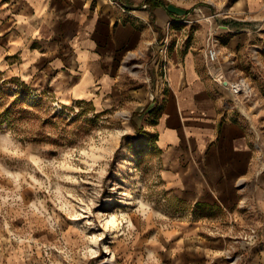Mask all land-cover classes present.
Masks as SVG:
<instances>
[{
    "label": "crops",
    "instance_id": "1",
    "mask_svg": "<svg viewBox=\"0 0 264 264\" xmlns=\"http://www.w3.org/2000/svg\"><path fill=\"white\" fill-rule=\"evenodd\" d=\"M216 24L219 55L262 49L264 0H0V65L61 104H101L131 53L154 50L159 81L139 106L153 114L163 195L119 248L123 264H264V105L229 106L208 64Z\"/></svg>",
    "mask_w": 264,
    "mask_h": 264
},
{
    "label": "rangeland",
    "instance_id": "2",
    "mask_svg": "<svg viewBox=\"0 0 264 264\" xmlns=\"http://www.w3.org/2000/svg\"><path fill=\"white\" fill-rule=\"evenodd\" d=\"M263 41L212 67L224 86L246 78L256 92L245 103L264 105ZM153 51L131 53L117 92L95 105L61 104L0 65V264H123L119 248L135 242L163 195L153 114L140 110L141 92L159 81Z\"/></svg>",
    "mask_w": 264,
    "mask_h": 264
},
{
    "label": "built area",
    "instance_id": "3",
    "mask_svg": "<svg viewBox=\"0 0 264 264\" xmlns=\"http://www.w3.org/2000/svg\"><path fill=\"white\" fill-rule=\"evenodd\" d=\"M225 25L224 24H216L214 25V27L212 28V30L209 33V47H208V64L209 66L213 65V64H217L219 63V49L217 47V41H218V32L221 28H223ZM167 39L165 42V46L164 48H161V52L163 54V61L162 64L160 66V69L163 73V75L166 77L167 75ZM239 82H241V79L239 80ZM258 237L255 234V239H257Z\"/></svg>",
    "mask_w": 264,
    "mask_h": 264
},
{
    "label": "bare ground",
    "instance_id": "4",
    "mask_svg": "<svg viewBox=\"0 0 264 264\" xmlns=\"http://www.w3.org/2000/svg\"><path fill=\"white\" fill-rule=\"evenodd\" d=\"M213 65L210 66L211 69H212ZM221 65L224 66V64L222 62H221ZM220 72L223 73V70L221 69ZM212 73L214 74L213 71H212ZM225 85L229 88L228 90H229V92L232 93V96H233V98H235V100L241 99L240 98L241 92H243V96H245L246 98H248V99H250V97L253 98L252 97L253 96L252 87L245 78H242L241 82H239V81L229 82L228 80H226ZM106 221L108 224L114 226V228L118 226L117 218L115 215H110V217L107 218Z\"/></svg>",
    "mask_w": 264,
    "mask_h": 264
}]
</instances>
